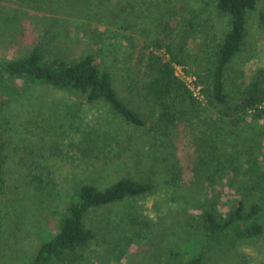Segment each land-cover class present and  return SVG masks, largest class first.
I'll list each match as a JSON object with an SVG mask.
<instances>
[{"label":"trees","instance_id":"1","mask_svg":"<svg viewBox=\"0 0 264 264\" xmlns=\"http://www.w3.org/2000/svg\"><path fill=\"white\" fill-rule=\"evenodd\" d=\"M10 1L38 33L0 60V264H264V0Z\"/></svg>","mask_w":264,"mask_h":264},{"label":"rangeland","instance_id":"2","mask_svg":"<svg viewBox=\"0 0 264 264\" xmlns=\"http://www.w3.org/2000/svg\"><path fill=\"white\" fill-rule=\"evenodd\" d=\"M17 3L15 1H10V0H1L0 3V15H7V11L10 13H13V9L17 8L18 6L16 5ZM25 10V9H22ZM32 14L34 13H47L48 7H43L41 10H37L35 8H30L29 9ZM47 10V11H45ZM83 10H87V8L83 9L82 7H79L77 10H71V17L77 21V23H83V22H91L89 18H92L91 13L85 12ZM71 17H69L71 19ZM256 14H252L249 18V24H248V29H249V40H252L254 45H261L262 40H263V33L260 32L257 24V18ZM30 21V20H29ZM79 24V25H80ZM18 28L17 30L6 28L2 30L0 27V60L2 59H9L13 56H15V52L20 50V48L23 49V47L31 44L33 40L37 37L38 33V26L35 24H31L28 21H25L24 19L22 20V24H17ZM77 26L76 33L80 34L81 30L84 25ZM116 42V41H115ZM108 41L101 44H99L96 48L97 50H101L105 45L107 46ZM23 52V50H20ZM257 52H260V50H257ZM106 60V59H105ZM109 61V60H106ZM110 61H116V58L113 57ZM258 62V61H257ZM260 62V61H259ZM122 66V65H121ZM246 66L245 68L251 66V64L248 62V64L244 65ZM114 75V79L118 84H124L128 79L129 75H126V70L123 69H114L112 71ZM177 73L180 75H183L182 69L177 68ZM189 80V79H188ZM39 87V86H36ZM39 90L35 92L36 97L38 98V104L35 105L36 107L33 108L35 111L33 114L37 113L39 110H42V112L46 113L47 119H53L54 114L50 113L49 110L52 109L53 107V101L58 103L61 102L62 99L66 100L67 96L63 95V93L53 90V89H48L46 87H39ZM30 91L28 90L27 94H29ZM32 100H27L24 99V101L20 104H15L13 105V110L15 115L13 116V134L16 135V137H24V127H28V121L29 118L31 117V113L28 112V109L31 108L29 107L30 103ZM23 104V105H22ZM59 106V105H58ZM89 109V108H88ZM90 110V109H89ZM17 113V114H16ZM31 114V115H29ZM34 119V117H32ZM258 134L259 136L256 137V141H261L262 147L264 148V122H261L258 128ZM260 143V142H259ZM255 147V146H254ZM253 147V148H254ZM64 171V170H63ZM62 172V171H61ZM60 173V171H59ZM60 175V174H59ZM58 177V176H57ZM36 205H33V209L30 210V217H31V222L36 223L42 219L41 215L38 212H36ZM35 211V214H34ZM47 223L48 225L43 228V225ZM54 225L52 223H49L47 221H44L42 223H39L37 227H33V231H38V233H41L43 230L46 229H51ZM43 229V230H42Z\"/></svg>","mask_w":264,"mask_h":264},{"label":"built area","instance_id":"3","mask_svg":"<svg viewBox=\"0 0 264 264\" xmlns=\"http://www.w3.org/2000/svg\"><path fill=\"white\" fill-rule=\"evenodd\" d=\"M187 78H188L189 80H191L190 77H187Z\"/></svg>","mask_w":264,"mask_h":264}]
</instances>
